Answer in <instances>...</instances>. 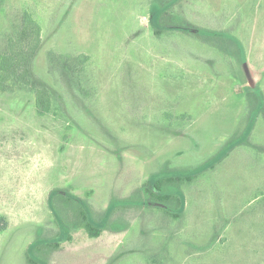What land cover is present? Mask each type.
Here are the masks:
<instances>
[{"label": "rangeland", "instance_id": "rangeland-1", "mask_svg": "<svg viewBox=\"0 0 264 264\" xmlns=\"http://www.w3.org/2000/svg\"><path fill=\"white\" fill-rule=\"evenodd\" d=\"M0 264H264V0H0Z\"/></svg>", "mask_w": 264, "mask_h": 264}, {"label": "trees", "instance_id": "trees-1", "mask_svg": "<svg viewBox=\"0 0 264 264\" xmlns=\"http://www.w3.org/2000/svg\"><path fill=\"white\" fill-rule=\"evenodd\" d=\"M33 30H35V33L37 34V36L39 37L40 34V28L37 24H33L32 27ZM237 45L240 49L241 52V57L242 60H245V51L244 48L242 46V44L237 40ZM37 108L40 112H46L48 110V103L46 101V99L44 98V95L39 96L38 97V101H37ZM191 179L190 175H185V176H171V177H164V178H159L155 180V184L154 187L156 188V192L155 191H150V195L153 199H156L157 201H161V202H170L172 201L174 198V201H180L179 198L174 197L172 194L168 193L166 191L167 186L172 185V186H179L181 185L185 180H189ZM84 214V219H83V227L87 230V232L89 233V235L91 237H98L100 236L102 229L95 226L86 216V214L83 212Z\"/></svg>", "mask_w": 264, "mask_h": 264}]
</instances>
